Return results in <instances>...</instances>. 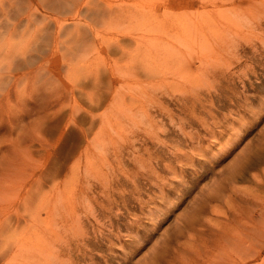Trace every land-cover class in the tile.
<instances>
[{
  "label": "rangeland",
  "instance_id": "rangeland-1",
  "mask_svg": "<svg viewBox=\"0 0 264 264\" xmlns=\"http://www.w3.org/2000/svg\"><path fill=\"white\" fill-rule=\"evenodd\" d=\"M139 2L0 0V264H264V4Z\"/></svg>",
  "mask_w": 264,
  "mask_h": 264
},
{
  "label": "bare ground",
  "instance_id": "bare-ground-1",
  "mask_svg": "<svg viewBox=\"0 0 264 264\" xmlns=\"http://www.w3.org/2000/svg\"><path fill=\"white\" fill-rule=\"evenodd\" d=\"M127 1L128 0H121V4H130V3H127ZM140 0H137V2H139ZM142 1V0H141ZM149 1H151V2H155V3H157V4H179V6H180V4H185V5H187V4H197V5H199V6H201V7H208V6H211L214 10H213V12L215 11V12H217L219 15H221V14H224V13H226V12H228L229 11V9L230 8H232V9H235L236 8V5H234V4H239V5H241V4H264V0H186V2H184L183 0H149ZM174 1V2H173ZM183 1V2H182ZM179 2H181V3H179ZM143 2H141V4H142ZM154 3V4H155ZM136 4H140V2L139 3H136ZM180 7H182V6H180ZM203 9V8H202ZM205 9V8H204ZM207 11V10H206ZM150 12V11H149ZM152 12V11H151ZM212 12V11H211ZM152 14H154V16L156 17L157 16V14L156 13H152ZM152 14H148L149 16V18L150 17H152L153 15ZM144 15H147L146 14V12H144ZM184 15V14H183ZM153 16V18H155ZM178 17V16H177ZM56 18V17H55ZM185 18V17H184ZM57 22L60 24L59 25V27H61L62 28V23H60V21H59V17H57ZM188 19V18H187ZM186 19V20H187ZM185 19L183 20V18H182V20H178V19H174V18H167L166 20L164 19V20H157V23H155L156 25V27L159 29H161V28H163V29H165V28H169V29H182L184 26L186 27V25H187V21H186ZM151 21H153V19H151ZM155 22V21H154ZM219 24V21H217V20H214V22H211V23H208V22H201V23H199V24H195L194 22H192V26H189L188 27V29L186 30V33L188 32V33H190V35L191 36H200V35H206V33L207 32H211L212 31V29H214L215 27H216V38H218V36H221V37H223L224 36V34H225V30H223V29H221L220 27H221V25L219 26L218 25ZM150 28V27H149ZM58 31H60V30H58ZM153 32V31H152ZM58 35H60V32L58 33ZM226 35V34H225ZM146 36V35H145ZM229 36V35H228ZM206 37V36H205ZM221 37H219V38H221ZM194 38V37H193ZM204 38V37H203ZM215 38V37H214ZM204 39H206V38H204ZM227 41V40H226ZM183 55V54H182ZM199 59V58H198ZM263 159H264V154H262L261 156H260V158L257 156L256 158H252V160H251V162H250V166H252V167H254L255 165H257V164H259V163H261L262 161H263ZM247 171H248V168H245V169H243L242 171H241V173H238L237 174V177H240V178H244L245 176H246V174H247ZM212 198V197H211ZM240 208V207H239ZM202 209V208H201ZM241 212V211H240ZM238 217H240V216H238ZM198 221H199V219L197 218L196 220L194 219V220H192L190 223H189V225H188V227H189V229H192V228H194L195 227V225L198 223ZM231 222V221H230ZM226 224V223H225ZM211 226V225H210ZM209 226V227H210ZM213 226V225H212ZM229 226V225H228ZM228 226H224V230L222 231L223 232V234L224 233H227L226 231H228V229H227V227ZM230 227H232V226H230ZM229 227V228H230ZM209 229H212L211 227L209 228ZM211 233V235H208V237L210 236V238H208L207 240L208 241H212L213 242V244H216L217 243V241H218V238H219V235H217V237H215L214 236V234H212L213 232L211 231V230H209L208 232H206L207 234L208 233ZM234 233V232H233ZM217 234H219V233H217ZM228 235H230L229 233H227ZM191 236V235H190ZM191 238L193 239V236H191ZM243 240V239H242ZM42 242V241H41ZM15 243H17V244H19L20 245V251H23V249H24V244H20L19 243V240L18 241H16V242H14V244ZM241 243V242H240ZM242 243H244V240L242 241ZM16 246H18V245H16ZM14 247V246H13ZM50 249V248H49ZM38 256L40 255V254H37ZM161 262H163V261H161ZM155 264H158V262H156ZM236 264V263H235Z\"/></svg>",
  "mask_w": 264,
  "mask_h": 264
}]
</instances>
